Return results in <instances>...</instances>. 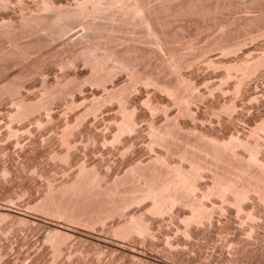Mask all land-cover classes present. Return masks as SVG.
I'll return each mask as SVG.
<instances>
[{
    "label": "rangeland",
    "instance_id": "rangeland-1",
    "mask_svg": "<svg viewBox=\"0 0 264 264\" xmlns=\"http://www.w3.org/2000/svg\"><path fill=\"white\" fill-rule=\"evenodd\" d=\"M73 1L74 0H54L56 6L60 4L62 6H73L76 4L75 2H81L82 0ZM148 1L154 5L156 1L160 2L161 0ZM14 2L6 4V6L1 5L0 14L4 11L9 14L10 17L12 16L13 21L16 22L18 21L16 19H18L20 15L27 14L29 16L32 12L33 14H38L41 10V0H20V2L14 0ZM262 10L264 11V5L261 10L259 8L253 9L254 12L251 10L248 14L239 9L227 11L228 14L224 12L216 16L214 20H207L206 24H209V26L206 25L207 28L203 27L202 22H197V20L194 19H186L187 21L184 19L185 21L181 20L177 22V25L175 23V25L172 24L173 26L167 28L170 29L166 32L167 34L175 35L178 40L182 38L179 40V43L167 42L169 43V47L176 50L177 56H180L183 60L186 59V63L189 60V63L188 65H183L184 67L182 66V69L176 74L171 73V71L168 72L169 70H166L167 72L163 71L164 73L162 72L160 74V81H173L176 76H181L180 79H184L193 84L195 90L189 105V107L191 106L190 110H192L189 114H185L183 111L181 113V111L176 108L178 105L173 104L174 102L171 103L172 100L169 98L170 96H167L166 93H162L163 91L155 84L149 81L147 82V80L145 81V77H147L148 74H156L158 71L157 68L165 67L163 65H166L165 63L167 62L166 58L168 59V55L164 49V51H161V54L158 52V42H146L147 39L143 37V30L132 29L133 31L130 30L131 32H128L129 34L125 33L127 35H124L125 37L123 33L115 32L112 36L115 41L113 44L110 42V45L115 46L114 48H116V50L124 49L126 46H132L133 48H138L141 53L146 51L145 53L147 55L148 53L150 55L152 54L149 62L145 61L144 63L141 61L140 64L137 63V66L135 65L136 67H134V71L130 70L131 72L129 70H116L114 75L112 74V77L110 76L102 86L91 84L89 82V66L81 59L74 58L75 52L80 51L81 48L92 43L86 42L85 40L79 41V37L82 34L80 26H75L71 32H68V34L61 38L48 39L49 42H38L41 44L40 46L35 42L42 38L39 35L30 36L32 39L29 36H25L26 38L24 36L21 37L20 41L24 39V42H20L21 44H29L25 42L29 40L28 42L31 41L32 43L30 44L34 46L35 49H33V51L31 50L29 54L31 57H26L24 59L25 61L23 59V61H21V59H17L16 61V59L11 58V61L10 59H6V62H3L5 65L1 64V62L0 84L9 81L8 79H11L13 82L15 79L17 80L19 78L18 76L21 74L23 77H20L19 81L15 80V82L19 84L23 82L21 84V89L23 88V90L20 89L19 91L20 98L30 103H34L40 98L41 95L39 94H42L43 88L53 87L56 83L67 84V89L72 90L70 94L64 95L62 98L60 97L61 99L57 98L51 102L48 111L49 118L44 114L45 112L38 111L37 114H34L32 117L30 116L29 119L27 118L25 121H20L21 123L16 120L14 122L11 120L13 119L11 115L15 112V107H13L14 105L11 102L12 99L9 96H4L0 99V214L2 215L3 213L5 215V217L1 216L0 220V230H2L0 231V264H36V262L37 264H54L53 260L55 258L50 252L49 245H46L44 240L45 236L48 235V228L61 230L69 236V239L65 242L66 244H63V251L66 253L69 251L70 255L68 253L66 255V253L63 252L64 254L62 253V256L60 255V259L58 257L55 259V264H214L219 262H221L219 264H264V208L256 204L257 201H255V197V199H250L251 201H246L252 207L254 204L253 209L255 210L251 209L252 207H249L246 202L244 203V205L248 206L259 219L257 220V227L255 226L253 228L252 240L249 239L247 241L248 237L245 234L248 232V226L250 224L247 222L245 223L243 219V221L241 220L242 215L237 217L231 204L228 203L231 202V196H227L225 201L227 204L218 197L216 198V196H209L203 201L205 205L207 204V208L209 207L212 210L213 207L214 209L212 211L211 220L213 222L209 225L208 223H204V226H202L203 224L201 225L202 228L200 226L198 229H193L192 238L189 239V243L186 242L188 245L180 237V232H178L181 230L180 226L182 227V223H180L179 220L188 212L185 207L183 208L181 205H176L172 209L173 211L171 210V214L168 213L170 216L167 214L159 215V217L158 215L154 217L153 215L149 216L150 214H147L145 211L148 203L147 201V203H141L142 205L140 204V206H138L139 204H137V206L133 205V208L131 206L129 210H126V213H124L126 216L131 213L135 215L141 214L144 216L145 220L147 219V222L151 221L149 225L151 229H153V237L152 239L145 237L144 240H142L143 237L140 239L134 235L123 240L114 236L111 231L112 227L119 221H122L126 216L121 219H117L116 217L114 219H109L107 220L108 222L106 221L104 227L95 225L97 227L94 226L87 229L83 226H76L74 223L71 224V222L68 221L66 223L63 219L59 218V220L50 215L43 214L36 208L37 211L33 209L36 204L40 202L39 200H41L43 194L46 193L45 191L47 190L45 189H47V184L51 183L57 187L66 183L67 180L69 181L73 178L77 170L76 165L81 162H84L86 167L97 170L98 173L104 176L105 182L107 181L108 183H111L115 178L121 179L127 177L130 171L129 169H132V167L153 164L155 157H161L162 160L170 166L181 164L178 163L180 159L177 154L173 155L172 153H166V150H164L165 148L162 149L161 146L151 145L149 147V139H151V137L147 138V136L149 137L151 133L149 127L150 122L156 126H163L166 123H178L183 131V133L181 131V137L184 138L183 136L186 137L187 135V140H194L195 134H192V131L193 133L198 132L204 136H208V138L218 141H226L231 136L238 137L249 143L254 142L255 139H253L249 133L253 131L252 128L256 125L261 123L264 124V66L258 68L251 76L246 78V80L244 79L243 85L239 88L236 86L238 74L231 72L229 77L226 73V67L227 64L236 63L242 58H255L264 52V34L263 37H261L262 35H258L261 33L260 28L262 24L256 23L251 26L248 31L245 30L247 32L239 31V34L236 33L233 40L238 38L237 40L242 41V43H239V49L234 52H227V54H225V51H223V53L221 48H218L210 39L219 32L220 24L223 22L225 23L230 20L228 22L239 24L242 23L245 16L251 15L257 17L259 13H262ZM241 36L242 38L240 39ZM128 38L131 39L129 40ZM41 40H43V38ZM124 40H129V42ZM131 40L134 41L131 42ZM136 40H138V42H135ZM100 43L102 44L103 42ZM107 43L108 42H104L102 46ZM228 43L233 44L238 42ZM7 44H9V46ZM36 44H38L37 46L39 48ZM187 44L191 47L188 48L189 46ZM0 45L1 49L6 50H3L4 52L11 50V44L9 42L3 43L2 41ZM162 48L164 47L162 46ZM210 48H212V50ZM148 49L151 51H148ZM103 52L104 51L101 50L97 54L101 56ZM145 53L144 55H146ZM184 57L186 58L184 59ZM151 59L153 60L151 61ZM192 59L194 61H192ZM40 60L42 61L40 62ZM68 60H72V62H70L71 66L68 65L69 63L64 67L60 66L61 62L66 63L69 62ZM159 63L161 65H159ZM216 65L218 66L216 67ZM41 67L43 68L41 69ZM22 73L25 77L27 76V79ZM134 73L138 76L141 74L140 77H142V80L140 82L143 85L139 82L140 84L134 83L132 85L133 87L131 86L132 88L128 92L129 94H127L128 97L126 96L124 106L126 105L125 108H127V110L135 112L133 113L136 120L135 130L133 129L134 131L132 133L121 135L114 142L112 134H115L116 124L120 121L117 101L112 100L111 102V100H109L110 103L106 101L103 105L101 104L100 110H97L91 116L88 113L89 116H85L86 113H84V110L86 112L88 106L95 103L96 99L102 98L103 96L105 97L107 91L121 88L123 85L126 86L127 83L129 85L130 79ZM225 80H227V82ZM142 81L145 82L143 83ZM221 81H223L222 85ZM224 82H226V84H224ZM237 89L240 90L238 91ZM146 101L150 104L152 103L153 106L158 105L157 107L159 108L163 107L165 110L162 112L152 111V113ZM166 101L168 103H166ZM69 103L71 106L73 105V107H70ZM144 104L146 106H144ZM226 105L231 107V109L233 106L234 108L225 111L224 107H228ZM134 108H136L135 111L133 110ZM80 112L83 116V120L81 118L82 116H80ZM74 122L77 127H75L76 129L73 128L74 131H72V135H69L70 138L67 140L70 145L72 144L71 150L69 149L70 151H68L70 152L69 156L71 158H68L69 162L66 160L68 163L60 159L59 161L58 158H53L54 155L59 157V155L66 152L65 146H63L60 141V132L65 124L75 126L72 125ZM8 126H10V130L13 129L15 131L12 136L7 134L9 132V129H7ZM186 132L190 133L187 134ZM184 133H186V135ZM189 135L193 138H190ZM258 137H260L258 140L260 150L257 158L264 164L263 136L258 134L257 138ZM237 149L235 150L236 154L246 159V152L241 148ZM181 165H184L183 167L188 170L187 163H182ZM211 168L214 169V166H211L210 169ZM3 171L4 175H2ZM200 176L201 178L198 182V185H200L198 186L199 190L197 188V192L195 191L194 193L197 198H200L199 196L202 194L200 192L204 191L205 188L211 184L210 180H212L211 172L208 169L201 171ZM133 180V185L140 184L139 180ZM136 180L137 182L135 183ZM127 185H129V183H127ZM127 185L126 187H130ZM130 185H132V183H130ZM124 186L125 185H123V187ZM229 197L230 199H228ZM221 202H223V205ZM258 207L259 209H257ZM219 210H221L220 213L218 212ZM220 214L223 215L219 216ZM239 219L240 222L238 221ZM241 221L243 222L242 224ZM177 229L179 230L177 231ZM165 237L170 240L174 249H169L164 245L166 244L165 240H167ZM131 250H133V253ZM171 252L174 253L172 254ZM67 256L68 258L70 257L71 260H67ZM133 258L134 260L132 261Z\"/></svg>",
    "mask_w": 264,
    "mask_h": 264
},
{
    "label": "bare ground",
    "instance_id": "bare-ground-1",
    "mask_svg": "<svg viewBox=\"0 0 264 264\" xmlns=\"http://www.w3.org/2000/svg\"><path fill=\"white\" fill-rule=\"evenodd\" d=\"M16 1L20 2V0H16ZM12 2H14V0H0V6L1 5L6 6V4H10ZM73 2H75V0ZM77 2H75L76 4H74L73 6L72 5L71 6L70 5L62 6L61 4L59 6H56V3L54 2V0H41V10L38 14H36L35 12H34L35 14H33V12H32L31 15H29V16L27 14L26 15L25 14L20 15L18 17V19H16V20H18L17 22L13 21V17L11 16L12 17L11 18L9 16V14H7L3 11V13L0 14V42H2V41H3V43L9 42L11 44L10 45L11 50H9L8 52H4L6 50L0 48V63L2 62L1 64L5 65L3 62L6 59H10V61H11V58L16 59V61H17V59L18 60L21 59V61H23L26 57L29 56L31 50L33 51V49H35L34 46H32L30 44L32 42L31 41L28 42L29 40L25 41L29 44H25V43L21 44L20 43L22 41L24 42V39H22V41H20L21 37H23V36L24 37L25 36H29V37L31 36L32 37L33 35H36V36L39 35L43 38V40H41L42 38L38 36L41 39L36 40V41L34 39V41L36 43H38V42H41V43L42 42H49L48 39L50 40V39L61 38V37L65 36L66 34H68V32H71V30L75 26H80L82 29V34L79 37L80 38L79 41L85 40L86 42H92V43L86 45L83 48L80 47L81 50L77 51L78 53L75 52L76 54L74 55V58L81 59L86 65L89 66V73H90L89 82L93 85L96 84V85L102 86L103 83H106V81L110 78V76L112 77V74L114 75V72L116 70H122V71L133 70L134 71V67L137 66L136 65L137 63L140 64L141 61H143L144 63H145V61L149 62L150 56L152 54L150 55L148 53V55H147L145 53L146 51L144 52L146 55H144V53H141L139 51V49L136 47L133 48L132 46L131 47L126 46V48H124V49L122 48L120 50L119 49L116 50V48H114L115 46L110 45L111 44L110 42H112V44H113V42L115 41L114 38L112 37L115 32H121V34L123 33V36H124L126 34H129L131 32L130 30H132V29L133 30L134 29H137V30L140 29V30H143V35H144L143 37L147 39L146 42H153V43L158 42V52L161 54V51L165 50L167 52V55H168V59L165 57L167 60V62L165 63L166 65H163L160 62L165 67L164 68L163 67L157 68V70H158L157 73L155 70L156 74L150 73L147 75V77L144 76L145 81L147 80V82L149 81L150 83L155 84L160 90L163 91V92L161 91L162 93H166L167 96H170L169 98L172 100L171 103L174 102L173 104L178 105L179 107L177 106L176 108H178V110H180L181 113L183 111L185 114H189L192 111V110H190L191 106L189 107V105H190V102L192 101V94L194 93V90H195V87L193 86V84H191L189 81H185L184 79L183 80L180 79L181 76L180 77L176 76L173 81L172 80L168 81V82H166V81L161 82L160 81V78H161L160 74L163 71L165 72L166 70H169L168 72L171 71V73L176 74V73H178V71L180 69H182L183 65L184 66H185V64L188 65V63H189L188 59H190L187 57L188 62L186 63V59H185L186 57H184L185 60H183L180 56H177L178 54H176L175 49L173 50L171 47H169V43H167V42H178L179 43L180 42L179 40H181L182 38L178 40L175 35L167 34L166 32H168L170 30L167 28H169L170 26H173L172 24L175 25V23L177 25V22L184 20V19L185 20L186 19H194V20H197V22L200 21V22H202L203 27L207 28L206 25L209 26V24L208 23L206 24V21L209 19L214 20V18H216V16H218L219 14H222L224 12L227 13V11H233V10H237V9L242 10L243 12L248 14L249 12H251V10H252V12H254L255 10L253 11V9L259 8L261 10L263 8V5H264V0H161L160 2L156 1L157 3L155 2V4L153 3L154 5H152V3H149L148 0H82L81 2L80 1L78 3ZM19 6H21V5H19ZM28 13H29V11H28ZM250 16L249 15L247 17L245 16V18H243L242 23H239V24H235L234 22H228L230 20H228L225 23L223 22L222 24H220L219 32L210 39L211 42L216 44L218 48L220 47L222 52L225 51V54H227V52H234L235 50L239 49V47H240L239 43L240 42L242 43V41L237 40L238 38L233 40V38H235L236 33L239 34V31H241V32L245 31V30L248 31V29L251 26L255 25L256 23L262 24V27L260 28L261 33L258 35H262L261 37H263V34H264V11L262 10V13H259L257 15V17H253V16L250 17ZM219 18H221V17H219ZM226 19H227V17H226ZM14 22H16V23H14ZM212 23H213V21H212ZM220 23H221V20H220ZM198 24H200V23H198ZM166 29H167V31H166ZM208 31H209V29H208ZM247 31H245V32H247ZM213 33H215V32H213ZM249 33H251V32H249ZM36 36H34V37H36ZM241 38H242V36L240 37V39ZM257 39H258V37H257ZM126 40H124V41H126ZM129 40L126 42H129ZM138 40H136L135 42H138ZM132 41H134V40H131V42ZM100 42H103V43L108 42L107 44H109V45L104 44V46H102L103 43L101 44ZM118 42H120V41H118ZM118 42H116V43H118ZM139 42H140V40H139ZM226 42L227 43L228 42H238V43H233V44L228 43L227 44ZM38 44H36V46ZM7 45L9 46V44H7ZM40 45L41 44H39V46ZM47 45H48V43H47ZM187 45L189 46V44H187ZM81 46H82V44H81ZM162 46L164 48H162ZM65 47H67V46H65ZM153 47H154V45H153ZM190 47L191 46H189L188 48H190ZM193 47H194V45H193ZM204 49H206V48H204ZM210 49L212 50V48H210ZM101 50H103L104 52L102 53L103 55L99 56V54H97V53H99V51H101ZM142 50H144V49H142ZM149 50L150 49H148V51ZM179 55H180V53H179ZM193 55H194V53H193ZM260 55H262V56H260ZM260 55H258L260 57H258V56L255 57L256 59L252 58V57H249V58L247 57V59L242 58L241 60H239L236 63L233 62V64H230V65L227 64V67H226L227 70L224 68L226 70L227 75H229V77H230L231 72H235L238 74L237 81H236L237 88H239L241 85H243L242 83L244 82V79L246 80V78L251 76L258 68H261L264 66V52ZM58 56H59V54H58ZM29 57H31V56H29ZM55 58H57V57H55ZM199 58H200V56H199ZM56 60H58V59H56ZM152 60L153 59H151V61ZM10 61H9V63H10ZM41 61L42 60H40V62ZM158 61H160V60H158ZM192 61H194V60L192 59ZM70 62H72V60L69 62H66V63L61 62L60 66L64 67L68 63H69L68 65L71 66ZM55 63H57V62H55ZM160 63H159V65H161ZM1 64H0V66L2 67ZM9 65H11V64H9ZM147 65H148V63H147ZM209 65H211V64H209ZM38 66H39V64H38ZM44 66H45V64H44ZM156 66H157V64H156ZM217 66L218 65H216V67ZM66 67H68V66H66ZM42 68L43 67H41V69ZM34 71H36V70H34ZM39 72H40V69H39ZM143 72H144V70H143ZM22 75H24V74L22 73ZM140 75L141 74H139V76H138L136 73H134L132 75V78L130 79L131 81L129 82V80H128V82L130 83L129 85L127 83L126 86L123 85V87H121V88L107 91L105 94V97L103 96L102 98L100 97V98L96 99L95 103H93L91 106L89 105L90 107L88 106L86 112L84 110V113H86V114L88 113L91 116L97 110H100L99 108L101 107V104L103 105L106 101L107 102H109V100H111V102H112V100L117 101L118 108H119L118 110L120 113L119 114L120 115V121L116 124L115 134H112L114 142L121 135L132 133L135 130L134 128H135V124H136L135 121L136 120L134 117L135 115L133 114L135 112H133L131 110H127V108H125L126 105L124 106V102L126 100L127 94H129L128 92L133 87L132 85L134 83L138 84L142 80V77H140ZM0 76H1V74H0ZM224 76H226V75H224ZM18 77L22 78L23 76H21V74H20ZM24 77H25V75H24ZM19 78L17 79L18 81H19ZM172 78H174V77H172ZM8 80L9 81H5V83L0 84V99L3 98L4 96H6V97L9 96L12 99L11 102L14 105L13 107H15V112H14V114L12 112L13 115H11L12 117L11 116L10 117L13 118V119H11V120H13V122L15 120L17 122L25 121V120H27V118L29 119L30 116L32 117L34 114H37L38 111L45 112L44 114H46V116H48V118H49V112L48 111L50 109L49 107L51 106L50 105L51 102L57 98H60V97L62 98V96H64V95L70 94V92L72 90V89H70V90L67 89L68 88L67 84L56 83L53 87L48 86L49 88H43V91L41 90L42 94H39V95H41L40 98L37 99L36 102L30 103L29 101L26 102V101H24V99L20 98L19 91L22 87L21 86V84L23 83L22 81H24V80L21 81L22 83L20 82L21 84H19L18 82H15L16 79L13 82L11 81V79H8ZM225 81L227 82V80H225ZM42 82H44V81H42ZM226 82H224V84H226ZM222 83H223V81H221V85H222ZM45 84H46V82H45ZM101 86H99V87H101ZM23 87H24V85H23ZM219 87H221V86H219ZM215 88H213V89H215ZM73 89H74V87H73ZM217 89L219 90L218 87H217ZM21 90H23V88ZM73 92H74V90H73ZM195 93H197V92H195ZM146 103H148V102L146 101ZM166 103H168V102L166 101ZM145 104H144V106H146ZM147 105H148L149 109L151 110V112L152 111L153 112H155V111L156 112H158V111L162 112L165 110V109H163V107L162 108L157 107L158 105L153 106L152 103L151 104L148 103ZM230 105H232V104H230ZM226 106H228V105H226ZM70 107H73V105L71 106V104H70ZM74 108H76V107H74ZM224 108H225V111H229L231 109V107H229V106L224 107ZM233 108H234V106L232 107V109ZM135 109L136 108H134L133 110L135 111ZM150 110H149V112H150ZM222 110H220V111L223 112ZM50 112H51V110H50ZM86 114H85V116H89L88 114L87 115ZM192 115H195V114H192ZM80 116H82L81 112H80ZM190 117H192V116H190ZM81 118L83 120V116ZM84 118H86V117H84ZM167 118H168V116H167ZM194 119H195V117H194ZM79 120L81 121L80 118H79ZM79 120H77V121H79ZM17 122H15V123H17ZM39 124H40V122H39ZM173 124H175V123H173ZM173 124L172 123L171 124L166 123L163 126H156L150 122L149 127L151 130L150 131L151 133L149 134V137L147 136V138L151 137V139H149L150 140L149 147L151 145H154V146L156 145L158 147L161 146L162 149L165 148L164 150H166V153H172L173 155L177 154V156L180 159L179 160L180 162H178V163H181V164L187 163L188 170L183 167L184 165L182 166L181 164H179V165H175V166H170V165L166 164L162 160L161 157L160 158L155 157L153 164H147V165L145 164V166L144 165H138V166L132 167V169L131 168L129 169L130 171H129L127 177H123L121 179L115 178L111 183H108L107 181L105 182L104 176H102V174L98 173L97 170H95L94 168H88L85 166L84 162H81V163H78V165H76L77 170L75 172V175H73V178L70 179L69 181L67 180V182L65 181L66 183H63L62 185L57 186V187H55L51 183L47 184L48 185L47 189H45V190H47V191H45L46 193L44 192L45 194H43L41 200H39L40 202L38 204H36V206L34 205L35 207L33 209L36 208L41 213L46 214V215H50L51 217H54L56 219H59V218L63 219V221H65L66 223L68 221V222H71V224L72 223L76 224V226L79 225V226H83V227L89 229V228L94 227L95 225H97V226L99 225V226L104 227L107 220L112 219V218L114 219L115 217L117 219H121L124 216H126V215H124V213H126V210H129L131 206H132V208H133V205L137 206V204H139L138 206H140V204L144 203V202L145 203L148 202L147 206H146V210H145L146 213L150 214L149 216L153 215V217L155 215H158V217H159V215L161 216L164 214L169 215V214H171L170 213L171 210L176 205H178V206L181 205V206H183V208L185 207V209L188 212H186L187 213L186 215L184 214L185 216H183L182 219H180V220L178 219L180 221V223H182L181 224L182 227L180 226L181 230L177 229V231L179 230L178 232H180V235H181V236L180 235L179 236L186 243L189 241L190 238H192L191 236H192V231H194L193 229H198L202 224H203L202 226H204V223H208V225H209L211 222H213L211 220H212V211L214 209H213V207H212V210L209 207L207 208L206 207L207 204L205 205L204 199L209 197V196H212V197L216 196V198L218 197L224 203L227 204V202H225V201H226L227 196L230 195L231 196V202H228V203L231 204L233 211L237 214V217L242 215L241 220L243 219L245 221V223L247 222L250 224L248 226V228H249L248 232L245 233L246 236L248 237L247 238V241H248L249 239L252 238L253 228L256 226V224L258 222L257 220H259V219L255 215V213L249 209V207H252V206H250L246 201L253 199L255 197L256 198V199L254 198L255 201H257L256 204L259 206H262L264 208V166H263L264 164H262L257 158V155L259 154V150H260V146L258 143V140L260 137L257 138V136H258V134H261L263 136V143H264V124L261 123L259 125H256L254 127L255 129L252 128L253 131H251V133H249V134H251V137L253 139H255L254 142H252V143L241 140L238 137H231V136L226 141H218L216 139L208 138V136H204L203 134H200L198 132L193 133L192 131H191V133L195 134L194 140H187V138H188L186 135L187 132L184 133L186 135V137L183 136L184 138H182L181 137V131H182L181 126L178 123L175 125H173ZM72 125H75V126L65 124L63 126L61 132H60L61 133V137H60L61 140L60 141H61V144L63 146H65L66 152L64 154L59 155V157L58 156L56 157L53 154L54 155L53 158H58V160L60 159L64 162L66 160L68 161L71 158L69 156L70 152H68V151L71 150L72 144L70 145V143L67 140L70 138L69 135L70 136L72 135L71 133H72V131H74L73 128L77 127L75 122ZM179 126H180V128H179ZM9 127L10 126H8L7 129H9ZM11 130L9 129V132L7 133V134H9V136H12L15 133V131L13 129H11ZM184 131H186V130H184ZM194 132H196V131H194ZM27 133H28V131H27ZM182 133H183V131H182ZM189 133H187V134H189ZM189 136H190V138L192 137L191 135H189ZM9 138H12V137H9ZM8 139H6V140H8ZM237 148H241L242 150H244L246 152V154H247L246 159L243 158L242 156H239L238 154H236L235 150ZM157 156H158V154H157ZM157 162H159V163H157ZM211 166H214V169H212V168L210 169ZM207 169L210 170V172H211V178H212V180H210L211 184L209 186H207L206 188L204 186L205 190L201 191L200 193H202V194H201V196H199L200 198H197V197H195L194 193H195V191L197 192V188H198V186H200V185H198V182L201 178L200 173H201V171L207 170ZM4 171H3V174L1 172L2 175H4ZM133 179L139 180L140 184L139 185H136V184L133 185L134 184ZM137 180L135 181V183L137 182ZM130 181H132V182H130ZM127 183H129V185H127ZM130 183H132V185H130ZM123 185H125V186L123 187ZM126 185L130 186V187H126ZM198 190H199V188H198ZM228 199H230V197ZM223 202H221L222 205H223ZM245 202L247 203V205H249V207L244 205ZM252 203H253V200H252ZM252 203H251V205H252ZM226 204H224V205H226ZM253 208H254V204H253V207L251 209H253ZM218 209H221V208H218ZM257 209H259V207ZM253 210H255V209H253ZM220 211L221 210H219L218 212L220 213ZM222 215L220 214L219 216H222ZM1 216L5 217V215L3 213H2V215L0 214V220H1ZM171 217H172V215H171ZM170 219H172V218H170ZM238 221L240 222V219ZM242 221H241V224L243 223ZM20 222H21V219H20ZM150 222H147V219L145 220L144 216L141 214L135 215V214L131 213V214H128L122 221H119L118 223H116V225H114V227H112L111 231L114 234V236H116V238L118 237V238H121L122 240L128 238L129 236L132 237V235L136 236L137 238L139 237L140 239L143 237L142 240H144L145 237L146 238L148 237V239L149 238L152 239L154 233H152L153 229H151V227L149 225ZM239 225H240V223H239ZM97 226H95V227H97ZM202 226H201V228H202ZM48 229H49L48 235L45 236L44 240L46 242V245L47 244L49 245L50 252H51L52 256L56 259L57 257L59 258L63 252H65V251H63L64 250L63 244H66L65 242L67 241V239H69V236L67 234H65L64 232H62L61 230L54 229V228H48ZM0 231H2V230H0ZM109 232H110V230H109ZM194 234H196V233H194ZM70 239H71V237H70ZM169 239H170V237H169ZM162 241H163V239H162ZM165 241H166L165 242L166 244H164V243L163 244L167 248L174 249L172 244L170 243V240L167 239ZM227 245H228V243H227ZM232 245H235V244H232ZM228 247H229V245H228ZM133 250H131L132 253H133ZM126 252H127V250H126ZM67 253L69 254V251ZM67 253H66V255H67ZM68 256L66 258L67 260L70 259V257L68 258ZM55 259L53 260L54 264H55ZM133 260H134V258L132 259V261ZM58 262H60V261H58ZM219 263H221V262H219ZM219 263H214V264H219ZM36 264H37V262H36ZM65 264H68V263H65Z\"/></svg>",
    "mask_w": 264,
    "mask_h": 264
}]
</instances>
